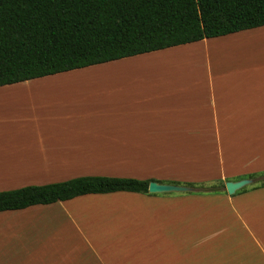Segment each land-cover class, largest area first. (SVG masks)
I'll return each instance as SVG.
<instances>
[{"label":"crops","instance_id":"obj_1","mask_svg":"<svg viewBox=\"0 0 264 264\" xmlns=\"http://www.w3.org/2000/svg\"><path fill=\"white\" fill-rule=\"evenodd\" d=\"M153 54L170 59L134 62ZM200 152L223 181L264 171V25L0 86V191L88 175L168 183L162 155ZM0 264H264V186L5 210Z\"/></svg>","mask_w":264,"mask_h":264},{"label":"trees","instance_id":"obj_2","mask_svg":"<svg viewBox=\"0 0 264 264\" xmlns=\"http://www.w3.org/2000/svg\"><path fill=\"white\" fill-rule=\"evenodd\" d=\"M263 25L264 0H0V86ZM249 177L264 186L263 173ZM151 181L88 175L24 186L0 191V212L91 193H149Z\"/></svg>","mask_w":264,"mask_h":264},{"label":"rangeland","instance_id":"obj_3","mask_svg":"<svg viewBox=\"0 0 264 264\" xmlns=\"http://www.w3.org/2000/svg\"><path fill=\"white\" fill-rule=\"evenodd\" d=\"M150 55V54H148ZM153 58H143L142 62L141 59L134 61L137 63H143L141 66L143 67H147L146 71H158L159 69L158 66H162V65H156V63L149 64L148 62H145V60H150V59H158V60H165V59H170V57H161V55H152ZM239 57V56H238ZM189 66H193L192 63H188ZM146 75L148 77H153L155 76V74L153 73H147ZM201 155H199V153H195V154H167V155H162L161 157H163L164 159L162 160L161 164L162 166L157 167L162 169L163 172H161V174H163V176H167V174H169L168 179H166V182L168 183H174V184H182V185H188V186H192V187H196L199 190L198 191H189V192H163L162 194H171V195H175L177 193H179L180 195H207V194H224V195H234V194H238L242 191H246L248 189H252L253 188H259L260 184L263 181L262 179H254L253 183H249L246 184L244 187L240 188L239 190H237L235 193L230 194L228 193L227 190H220L219 188L217 189L216 187H219L220 185H222V179L220 178V167L221 165L218 162V158L217 155H213L211 158L209 157L208 153H206L205 155H203L200 152ZM136 163H133L134 166H136ZM131 164V163H130ZM139 164V163H138ZM137 164V166H139ZM182 168V169H179ZM119 173V172H117ZM114 173V174H117ZM258 174L263 173L264 171H260L257 172ZM248 174V175H247ZM247 174H244L245 176H243L242 178H250L248 172ZM254 174V173H253ZM61 180H64V178L68 177H60ZM70 178V177H69ZM165 179V178H164ZM190 179V180H189ZM194 179V181H193ZM229 181H238L237 177H230ZM159 182V181H158ZM227 181H224L225 185H226ZM193 184V185H191ZM261 187V186H260ZM217 189L216 192H209L210 190H214ZM208 190V191H207ZM220 190V191H218ZM207 191V192H206ZM183 203V202H182ZM197 207V206H196ZM195 207V209H196ZM200 209H196V211H199ZM138 226H145V222L144 220H142L141 223H138ZM119 258H129V256L131 255L132 258H134L132 252L129 251H118L117 252Z\"/></svg>","mask_w":264,"mask_h":264},{"label":"water","instance_id":"obj_4","mask_svg":"<svg viewBox=\"0 0 264 264\" xmlns=\"http://www.w3.org/2000/svg\"><path fill=\"white\" fill-rule=\"evenodd\" d=\"M251 179L244 178L238 181H227L226 182V190L228 193L233 194L240 188L244 187L246 184L251 183ZM189 192V191H198V188L182 185V184H174V183H162L158 181H151L149 184V192L150 193H163V192Z\"/></svg>","mask_w":264,"mask_h":264}]
</instances>
